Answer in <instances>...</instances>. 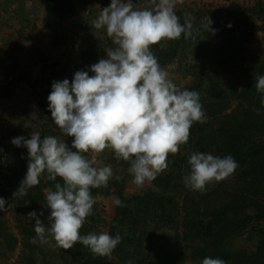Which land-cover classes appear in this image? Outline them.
Here are the masks:
<instances>
[{"label": "rangeland", "instance_id": "rangeland-1", "mask_svg": "<svg viewBox=\"0 0 264 264\" xmlns=\"http://www.w3.org/2000/svg\"><path fill=\"white\" fill-rule=\"evenodd\" d=\"M140 1L141 4L139 1L134 3L136 10L155 8L153 0ZM14 2L11 0L7 5L2 3L0 7V96L4 95L2 88H10L14 93L12 97H0V197L6 200L7 207V211L2 212L1 220L17 244L14 250H9L7 239L0 235V264H22L27 255H33L34 261L24 264H79L75 263L71 254L57 247L50 236L47 244H41L38 240L33 242L36 237L35 221L30 220L27 214L32 211L39 214L40 208L36 205L32 211H28L29 205L22 206L19 202L28 191L15 198L14 186L8 185L12 181L8 175L23 168L26 175L29 154L26 148L14 146L11 140L20 136L30 138L32 132H39L42 138L54 136L71 147L73 138L61 132L48 111L47 98L52 84L65 79L71 83L77 71H88L90 76L94 75L90 71L91 66L101 59H107L106 51L116 46L105 29L94 27L97 16L94 19L79 18L78 14L67 17L52 33L44 28V15L37 16L39 0H26L23 4ZM175 11L180 21L184 22L185 18L191 20L196 38L189 39L196 44L187 47V54L182 55L184 39L181 36L177 39L180 47L174 60L164 64V59L159 58L158 62L168 73V78L181 90L191 91L192 85L200 82L199 78L204 79L196 90L205 120L192 125L188 143L181 145L177 154H169L167 169L143 187L133 183V177L127 171L130 165L116 159L111 149L94 154V166L110 165L113 177L108 181V186H102L103 191L94 196L93 214L86 218L81 231L83 235L111 233L116 213L114 187L118 184L123 186L127 198L146 197L149 208L135 220L137 226L132 227L129 219L125 220L117 232L122 241L111 256L105 257V262L127 264L131 261L135 264L141 260L153 264H202L206 255L208 257L215 249V244L219 256L223 254L221 258L230 260V254L245 255L254 262L257 252L264 245V218L257 220L254 204L248 208L237 198L251 196L254 202L264 205V180H257L253 190L256 194L253 196L252 191L249 195L245 189L256 178L253 173L244 174V169L251 165L250 160L245 158L238 163L231 176L220 182H210L203 192L187 188L184 177L190 172L187 161L192 153H210L221 158L232 156L225 149L237 148V141L241 139L247 147L255 149L261 145L264 150V133H261V128L258 132L253 127L258 121L261 123L264 115L261 94L255 88L256 77L264 75V0H177ZM209 19L212 21L211 27L216 30L214 34L207 32ZM86 27L98 33L85 40L83 34ZM243 28L248 38L234 41V52L228 51L229 55L234 53V59L228 65L218 61L220 56L217 53L214 62L205 60L202 66L203 62L197 56L202 46L216 51L220 40L229 38L230 31L241 36ZM232 69L238 70L242 79L238 80ZM215 84L218 89L215 91L216 98L211 89ZM231 87L235 90H230ZM248 87L255 90L258 107L252 103L248 108V102L240 97V93H244ZM245 113L251 115L253 121L245 120ZM257 114L262 115L258 117ZM242 125L247 126L243 131ZM45 130L49 134H45ZM15 153L23 156L20 161L15 158ZM85 155L91 158L93 154ZM23 179L22 175L17 177L13 180L14 185H20ZM45 179L46 175H42L40 189L46 199L48 185ZM161 179L164 185L159 183ZM166 179L170 181L166 182ZM106 190L111 193L105 195ZM232 196L237 203L230 199ZM226 204L234 207L226 220L228 237L221 243L210 244L209 231L200 227L204 225L207 228L213 219L212 212L216 211L217 206ZM236 206L243 208L237 209ZM48 216L43 214L39 218L47 224ZM29 229L33 230L29 234L32 238L23 232Z\"/></svg>", "mask_w": 264, "mask_h": 264}, {"label": "clouds", "instance_id": "clouds-1", "mask_svg": "<svg viewBox=\"0 0 264 264\" xmlns=\"http://www.w3.org/2000/svg\"><path fill=\"white\" fill-rule=\"evenodd\" d=\"M153 2L154 9L136 10L133 0H111L93 24L105 29L116 47L106 51L107 59L91 66L94 75L77 71L71 83L67 79L53 82L48 111L61 132L73 138L71 147L54 136L42 138L39 132L11 140L29 154L27 172L13 193L15 198L38 185L42 175L50 181L58 177L63 181L54 190H45L46 207L51 210L47 224L39 218L43 212L27 214L35 221L34 243L47 244L50 236L65 250L80 243L94 256H111L122 241L119 233L114 237L107 232L80 234L96 202L91 189L107 187L113 177L110 165L94 166V154L111 149L116 159L130 165L127 171L133 183L143 187L167 169L169 154H177L188 143L192 125L205 120L199 93L178 88L151 51L165 40L181 36L195 40L191 20L180 22L177 0ZM211 25L209 19L207 32L214 34ZM255 88L264 107V75L256 77ZM89 153L91 158L85 155ZM187 163L190 172L184 177L185 186L200 192L212 181L225 180L239 166L231 155L221 158L202 152L192 153ZM113 204L124 206L119 198ZM5 205L0 197V212L7 211ZM202 264L227 262L206 257Z\"/></svg>", "mask_w": 264, "mask_h": 264}, {"label": "trees", "instance_id": "trees-1", "mask_svg": "<svg viewBox=\"0 0 264 264\" xmlns=\"http://www.w3.org/2000/svg\"><path fill=\"white\" fill-rule=\"evenodd\" d=\"M137 0H133V3H137ZM105 6L108 7V5L110 6L111 4V0H107L105 2ZM44 8H45V14H44V28L49 31V32H54L56 30V28L58 27L59 24H61L65 18L67 17H73L77 14V9H76V1L75 0H44ZM103 9H101L102 12ZM264 12V11H262ZM185 21V20H184ZM182 24L184 22L180 21ZM244 28L242 29L241 36H237L235 31H230L231 34L229 36V38H222L220 41V45L218 47V50H210V48L208 49L207 47L202 46L199 51H198V57L199 59L203 62L202 66H204V61H211L214 62V59L217 56V53H219V58L218 61H222V64L224 65H228V63L231 62V59H234V53H231V55L228 54V51H232L234 52V47L233 43L234 41H239L241 39H247L248 35L246 32H244ZM238 31H240L238 29ZM183 37V36H182ZM184 39V37H183ZM183 42V52L182 55H186L187 54V47L189 46H193L194 41H192L191 39H184L182 40ZM168 43V45H167ZM180 47V43L178 42V40H165L160 42L157 45H153L151 47V51L154 54V56L157 58V60L164 59V64H170L176 54H177V49H179ZM107 48V47H106ZM105 48V49H106ZM105 49L102 51L104 53ZM229 55V56H228ZM83 61L85 59H82ZM262 70V69H261ZM232 72L235 73V75L237 76V79L240 80L242 79L241 77H243L241 74L239 75L238 70H234L232 69ZM210 79V78H209ZM199 83L197 84H193L192 85V90L191 91H197V87L198 85H200V83H202L204 81L203 78H199ZM214 92V98H216V93L218 89L216 88V84L212 86L211 88ZM230 90H235L233 87L230 88ZM2 92L4 95H1L0 97H12L13 96V91L10 88H2ZM240 97H243V100L245 102H248V108L250 107V105L252 103L256 104V107H258V103H256L255 99L256 94H255V90L252 89V87H248V89L243 93H240ZM261 111V110H260ZM262 113V112H261ZM262 114H257L258 117H260ZM264 115H262V121L261 123L255 124L253 127L256 128V130H260V128L262 129V134L264 133ZM245 120L251 122L253 121L251 118V115H248V113L244 115L243 117ZM246 121V122H247ZM256 121V119H255ZM247 126H249L248 124H246ZM246 125H242L241 126V130H245L247 128ZM259 132V131H258ZM190 133H192L191 129H190ZM45 134H49L48 130H45ZM51 134H53L51 132ZM190 138V136H189ZM243 142H245L244 140H238L237 141V148H230L227 147L225 150L227 151V154L231 153L233 158L235 159V161L237 163H242L244 161V159L246 158L247 160L249 159L251 162V165L248 166L246 169H244V174L248 175L250 173H253L252 175H254L256 178L255 180H253V183H249V186L246 187V192H250L252 191V196L254 194H256V191L254 190V186L257 183V180H264V150L263 148L260 146H258L257 148H252V147H247L246 144H244ZM240 146H243V149H240ZM230 148V149H229ZM19 153H15V158L17 160H21V158L23 156H18ZM29 159V158H27ZM123 161V160H122ZM118 162V161H117ZM121 163V162H120ZM129 165V164H128ZM24 168L23 170L21 169L20 171H18L15 174H10L8 175L9 178L12 180L10 183H8L9 186H14L13 188L17 191L19 186L14 185L13 180H16L17 177L19 176H24L25 174L24 172ZM46 183L48 185V188H52L54 190V186L56 183H63L61 178H57L56 181H50V180H46ZM161 185H164L162 183V179L159 180ZM169 179H166V182H169ZM41 183V180H40ZM40 183L36 186H33L32 188L28 189V193L19 201L20 205L24 206L26 204L29 205L28 211H32L33 207L35 208V206H39V213L43 212V214L46 215H50V209H48L46 207V199H45V195L43 194L42 190L40 189ZM116 187H114V195L116 196V198H119L122 203H123V207H117L116 206V213H115V218H114V222H113V229L110 233V235H112L113 237L117 234L118 230H120L123 225L125 224V220L129 219L130 221V226L132 225V227H135L137 225L135 220H137V218H139L138 216H140L141 213L146 212L149 208L148 203L149 200H145L146 197H142V196H137V197H130L127 198L124 195V188L123 186H119L118 184L115 185ZM103 188H94L91 189V193L92 196L94 197L96 194H98L99 192L103 191ZM105 195H109L111 192L109 190L104 191ZM12 192H10L11 194ZM250 195V193H249ZM227 196H229L227 194ZM230 198V197H229ZM237 198H240V201L245 205L248 206V208H250L253 204L254 207L257 211V216L255 217L257 220H263L264 218V205L262 202L257 203L254 202L253 199L250 197H247L242 195V196H238ZM232 201H236L237 200L232 196V198H230ZM152 200V199H151ZM242 207V206H241ZM241 207L236 206L237 209H241ZM243 208V207H242ZM234 207L231 205H219L216 207V211L212 212V221L209 222V225L207 226V228H204L203 226H201V229H206L209 232L207 233L209 236V239H211L210 244L212 243H221L223 241L224 238L228 237V232H226L228 226L226 224V220H228V218L230 217L229 214L233 213ZM206 213H204L205 215ZM1 215L2 212H0V235L4 238L7 239V247L9 248V250H14L15 246L17 244L16 240L11 237L9 231L4 227L3 222L1 220ZM92 220L94 219V215L91 217ZM234 224V223H233ZM230 231V230H229ZM26 234H30L33 232L32 229H29L28 232H26L25 230L23 231ZM35 232V231H34ZM80 234L83 235L82 231L80 230ZM30 236V235H29ZM30 238H32L30 236ZM214 241V242H213ZM131 242V241H130ZM262 243H264V240L262 241ZM225 244H223L222 246H224ZM63 249V248H62ZM64 250V253L67 254H71L73 260L75 261V263H79V264H109L108 262H105L104 259L105 257H100V256H94L88 248L84 247L82 244L77 243L72 249L69 250ZM205 254V253H204ZM203 254V256H204ZM219 251L218 248L216 249V244H215V249L212 251L211 254L206 255L207 258H219L222 260H228L226 258H221L223 257V254L221 255V257L219 256ZM230 254V253H229ZM257 257L254 258V262L252 260H248L247 257L245 255H239V256H233L230 254V260L226 261L227 264H256L258 263H262L264 264V245L262 248L259 249V252H257ZM255 255V256H256ZM33 255H27L26 257H24V262H22V264H24L25 262H30V261H34V257H32ZM129 262V261H128ZM128 264V263H127ZM135 264H153L151 263H145L144 261L142 262L141 260L139 262H136Z\"/></svg>", "mask_w": 264, "mask_h": 264}, {"label": "crops", "instance_id": "crops-1", "mask_svg": "<svg viewBox=\"0 0 264 264\" xmlns=\"http://www.w3.org/2000/svg\"><path fill=\"white\" fill-rule=\"evenodd\" d=\"M14 1L15 2H20L21 4H23L24 1H26V0H14ZM75 1H76V5H77V11H78L77 14H78L79 18L88 17L89 19H91L93 17L96 18V16L98 17V15L101 13V9L106 7L105 6L106 5L105 2L107 0H75ZM138 1H139V4H141V1L140 0H138ZM9 2H11V0H0V7H1L2 3L7 5V3H9ZM39 2H40V8H39L40 11L38 10L39 12L37 13V16L41 17L42 14L43 15L45 14L44 0H39ZM1 18H2V13H0V19ZM33 18H34V16H33ZM89 28L86 27L84 29L85 32L83 31L84 32L83 36H85L84 37L85 40L87 39V37L91 38V36H93V35L98 33V32L94 33L93 30L89 29Z\"/></svg>", "mask_w": 264, "mask_h": 264}]
</instances>
